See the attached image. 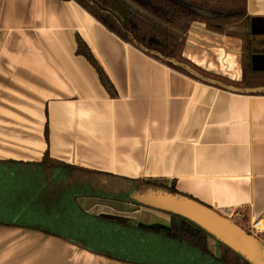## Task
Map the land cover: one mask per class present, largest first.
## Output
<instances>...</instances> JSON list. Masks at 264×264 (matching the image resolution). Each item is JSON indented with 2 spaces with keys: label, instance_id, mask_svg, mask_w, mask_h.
I'll return each mask as SVG.
<instances>
[{
  "label": "crops",
  "instance_id": "obj_1",
  "mask_svg": "<svg viewBox=\"0 0 264 264\" xmlns=\"http://www.w3.org/2000/svg\"><path fill=\"white\" fill-rule=\"evenodd\" d=\"M247 11L251 71L264 74V0H247ZM79 38L114 97L78 54ZM242 51L241 39L197 22L183 57L241 83ZM47 151L69 166L174 184L217 212L240 210L247 220H264V94L192 79L123 41L74 1L0 0V161L38 163ZM78 203L91 215L138 222L154 211L96 198ZM0 264L127 263L38 231L0 226Z\"/></svg>",
  "mask_w": 264,
  "mask_h": 264
},
{
  "label": "trees",
  "instance_id": "obj_2",
  "mask_svg": "<svg viewBox=\"0 0 264 264\" xmlns=\"http://www.w3.org/2000/svg\"><path fill=\"white\" fill-rule=\"evenodd\" d=\"M64 1L76 2L123 41L192 79L264 94V74L251 71L247 0ZM197 22L211 32L242 40L241 83L209 74L183 57L188 32ZM77 52L97 70L101 83L114 97V86L80 38ZM46 138L48 141V127ZM149 190L181 195L174 184L130 180L69 166L53 160L48 151L38 163L0 161V226L38 231L127 264H249L218 242L219 253L215 254L211 236L194 224L196 232L173 223L167 228L142 227L91 215L78 203L80 198H96L137 205L132 197Z\"/></svg>",
  "mask_w": 264,
  "mask_h": 264
},
{
  "label": "water",
  "instance_id": "obj_3",
  "mask_svg": "<svg viewBox=\"0 0 264 264\" xmlns=\"http://www.w3.org/2000/svg\"><path fill=\"white\" fill-rule=\"evenodd\" d=\"M132 198L141 207L182 218L196 225L206 231L213 241L230 248L249 264H264V243L219 212L188 197L163 191L149 190L143 194L137 193ZM111 218L121 223L156 228L141 225L134 218Z\"/></svg>",
  "mask_w": 264,
  "mask_h": 264
},
{
  "label": "built area",
  "instance_id": "obj_4",
  "mask_svg": "<svg viewBox=\"0 0 264 264\" xmlns=\"http://www.w3.org/2000/svg\"><path fill=\"white\" fill-rule=\"evenodd\" d=\"M223 217L231 220L240 227H242L246 232L254 237L260 239L264 234V220L260 218H254L252 220H247V217L240 210L225 209L219 212Z\"/></svg>",
  "mask_w": 264,
  "mask_h": 264
},
{
  "label": "rangeland",
  "instance_id": "obj_5",
  "mask_svg": "<svg viewBox=\"0 0 264 264\" xmlns=\"http://www.w3.org/2000/svg\"><path fill=\"white\" fill-rule=\"evenodd\" d=\"M153 213L151 214H142L141 215V220H140V224L141 225H144L143 223L145 222H153V225L156 227V228H167V227H170V225L172 223L170 222H167L165 221L164 219L162 218H158V217H154V214H159L158 216L159 217H162V216H166V218H170V219H173V224L174 225H177L179 227H182V228H185L191 232H196V229L192 226L191 223L185 221V220H182L181 218H178V217H175V216H171L169 214H166V213H162V212H158V211H152ZM154 212H158V213H154ZM164 214V215H163ZM146 224V223H145ZM146 226V225H145ZM152 226V227H154ZM167 226V227H166ZM214 242L216 243V241H210V246H211V249L212 251L217 254L219 253V248L217 245H214Z\"/></svg>",
  "mask_w": 264,
  "mask_h": 264
}]
</instances>
